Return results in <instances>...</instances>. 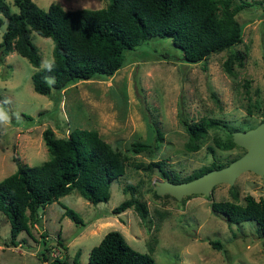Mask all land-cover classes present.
<instances>
[{"label":"rangeland","instance_id":"rangeland-1","mask_svg":"<svg viewBox=\"0 0 264 264\" xmlns=\"http://www.w3.org/2000/svg\"><path fill=\"white\" fill-rule=\"evenodd\" d=\"M33 1L42 8L51 1L63 8L107 4V0ZM6 2L11 11H17L12 0ZM0 17L1 38L6 19L1 13ZM235 18L241 25V41L232 48L245 50V57L243 65L235 67L234 76H228L221 67L231 48L187 62L169 38L147 36L123 51V63L111 75L76 80L42 94L33 89L30 78L37 67L15 51L4 55L0 61V96L7 107L0 105L10 120L0 123V178L15 170L13 151L29 165L47 158L41 138L44 127H50L56 136H66L74 126L95 128L128 159L124 173L111 180L106 201L92 203L71 190L40 208L39 222L28 225V233L20 231L17 237L22 241L16 245L8 241V220L0 211V264H53L55 259L74 264L77 250L75 264L85 263L90 247L111 229L118 230L131 247L149 253L155 264H264V236L256 232V222L249 219L228 224L209 207L211 200L234 198L242 203L245 194L264 196V173L246 170L232 184H215L208 195L193 193L176 199L170 194L154 195L155 181L162 179L158 169L141 167L147 161L161 159L165 170L184 176L214 158L228 161L244 151L239 145L214 147L213 153L206 148L214 134L228 136L229 130L252 127L263 118L264 13L251 6L238 10ZM30 39L40 56L39 67L49 63L50 37L31 31ZM201 116L215 117L226 126L210 128L197 150H186L180 117L190 120ZM150 121L161 130L162 140L153 150L132 152V140L155 145ZM126 183L134 185L136 195L146 203L144 220L131 207L116 214L110 211L128 196L122 190ZM62 204L77 212L83 224H75L63 214Z\"/></svg>","mask_w":264,"mask_h":264},{"label":"trees","instance_id":"trees-1","mask_svg":"<svg viewBox=\"0 0 264 264\" xmlns=\"http://www.w3.org/2000/svg\"><path fill=\"white\" fill-rule=\"evenodd\" d=\"M12 3L17 6V11H11L6 0H0V13L6 19L0 38V61L11 51L25 57L37 67L30 78L33 89L42 94L49 93L51 88L59 90L76 80L111 75L123 63V51L133 48L147 36L169 38L173 45L180 48L181 58L187 62L202 60L213 52L231 48L221 67L228 76H234L235 67L242 66L245 57V50L232 48L241 41V25L235 13L251 6L260 8L264 13V0H107V4L99 8H63L54 1L46 8L38 6L33 0H12ZM2 21L0 17V24ZM31 31L52 40L49 63L54 62L55 67L51 71L46 70L49 63L39 67L40 56L30 39ZM47 77H53L55 83H47ZM247 85V80H244L245 94ZM0 103L7 107L3 96H0ZM246 111L250 113L249 106ZM261 112V120H264V98ZM25 116L30 118V115ZM180 121L186 132L184 148L191 151L200 147L210 128L226 126L219 119L207 116L190 120L180 117ZM150 124L155 145L132 140L129 144L132 152L153 150L162 140L161 130L155 122L150 121ZM233 130H229L228 136L214 134L212 144L206 145L207 150L213 153L214 147L230 149L237 145L231 139ZM41 138L47 149V158L29 165L13 151L11 158L15 170L0 178V211L8 220V241L12 245L22 241L17 237L20 231L28 233V225L39 222L40 208L71 190L92 203L106 201L111 180L121 176L127 165L128 156L92 127L74 126L66 136H56L50 127H44ZM235 157L228 161L214 158L209 164L184 176L165 170L161 159L147 161L141 167L147 171L157 168L162 179L177 182L223 166ZM122 190L128 196L110 211L116 214L131 207L144 220L147 206L136 195L135 186L126 183ZM153 194L159 195L155 189ZM231 194L235 197L237 193L233 191ZM209 207L220 213L228 224L254 220L256 232L264 236V196L254 198L245 194L242 203L234 198L211 200ZM62 208L63 214L75 224H83L72 208L63 204ZM42 242L44 244L45 240ZM211 243L218 245L217 241ZM78 252L73 255L74 264L78 263ZM39 257L44 260L41 251ZM53 264L65 262L55 259ZM79 264L155 262L149 253L131 247L118 230L111 229L90 247L86 262Z\"/></svg>","mask_w":264,"mask_h":264},{"label":"water","instance_id":"water-1","mask_svg":"<svg viewBox=\"0 0 264 264\" xmlns=\"http://www.w3.org/2000/svg\"><path fill=\"white\" fill-rule=\"evenodd\" d=\"M231 139L244 148L240 155L223 166L210 168L187 180L173 182L168 179H157L154 184L155 193H168L176 199L193 193L208 195L215 184L221 182L232 184L235 177L243 171L250 170L262 175L264 173V120L246 129L233 130Z\"/></svg>","mask_w":264,"mask_h":264},{"label":"clouds","instance_id":"clouds-1","mask_svg":"<svg viewBox=\"0 0 264 264\" xmlns=\"http://www.w3.org/2000/svg\"><path fill=\"white\" fill-rule=\"evenodd\" d=\"M54 67H55L54 62L49 63L46 65V70L51 71ZM46 82L49 84H54L55 80L53 77H47ZM9 120H10V117H9L7 111L5 110V108L2 105H0V123H7Z\"/></svg>","mask_w":264,"mask_h":264}]
</instances>
